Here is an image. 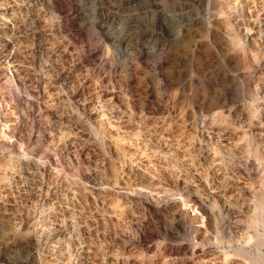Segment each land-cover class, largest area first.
<instances>
[{
	"label": "rangeland",
	"instance_id": "1",
	"mask_svg": "<svg viewBox=\"0 0 264 264\" xmlns=\"http://www.w3.org/2000/svg\"><path fill=\"white\" fill-rule=\"evenodd\" d=\"M263 96L264 0H0V264L264 258Z\"/></svg>",
	"mask_w": 264,
	"mask_h": 264
},
{
	"label": "bare ground",
	"instance_id": "2",
	"mask_svg": "<svg viewBox=\"0 0 264 264\" xmlns=\"http://www.w3.org/2000/svg\"><path fill=\"white\" fill-rule=\"evenodd\" d=\"M192 34H190L191 36ZM194 35V34H193ZM196 35V33H195ZM194 35V36H195ZM189 37V36H188ZM186 41V40H185ZM187 42V41H186ZM236 42V41H235ZM239 45V44H238ZM237 45V46H238ZM240 46V45H239ZM264 97V96H263ZM262 219V218H261ZM257 229V228H256ZM260 242H262V238L259 239ZM245 257L250 260V264H264V258H260L259 254L255 252H249L245 251Z\"/></svg>",
	"mask_w": 264,
	"mask_h": 264
}]
</instances>
